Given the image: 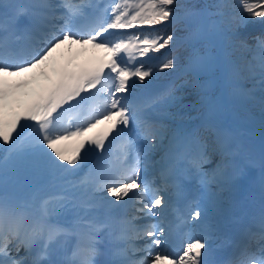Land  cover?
<instances>
[{"label": "snow or ice", "instance_id": "snow-or-ice-1", "mask_svg": "<svg viewBox=\"0 0 264 264\" xmlns=\"http://www.w3.org/2000/svg\"><path fill=\"white\" fill-rule=\"evenodd\" d=\"M257 23L264 0H0V264H264V146L222 119L225 96L264 114Z\"/></svg>", "mask_w": 264, "mask_h": 264}, {"label": "rangeland", "instance_id": "rangeland-1", "mask_svg": "<svg viewBox=\"0 0 264 264\" xmlns=\"http://www.w3.org/2000/svg\"><path fill=\"white\" fill-rule=\"evenodd\" d=\"M132 31V30H129ZM134 31V30H133ZM61 51L60 53H63V57L65 60L67 59H72L74 61L75 64L77 65H81L83 60H86L88 57H94L95 55H106V53L101 50V49H96L93 48L92 45H72L71 49L69 50L67 46H62L61 47ZM162 76H159L155 79V81L158 82V85H161V83L168 85L169 83L166 81V77L161 73ZM147 82V80H146ZM155 86H157V84H154ZM95 131V130H94ZM118 149L117 148V153H118ZM159 154H157V157H155L154 159L158 158ZM156 169L154 167H149L148 169V173L153 172L152 177L156 174ZM142 176H144V173L141 174ZM151 179V177H150ZM109 199H111V197H108ZM65 216H67L68 218H70L71 216V212L62 214L59 219L64 220Z\"/></svg>", "mask_w": 264, "mask_h": 264}, {"label": "trees", "instance_id": "trees-1", "mask_svg": "<svg viewBox=\"0 0 264 264\" xmlns=\"http://www.w3.org/2000/svg\"><path fill=\"white\" fill-rule=\"evenodd\" d=\"M231 1H235V0H231ZM192 2H193V3H197V4H203V1H202V0H192ZM257 32H258V31H257ZM192 99H193V97H192ZM187 104H189V103H187ZM183 112H185V114L187 113V111H183ZM191 114H194V111L190 110V111L188 112L187 117H190Z\"/></svg>", "mask_w": 264, "mask_h": 264}, {"label": "bare ground", "instance_id": "bare-ground-1", "mask_svg": "<svg viewBox=\"0 0 264 264\" xmlns=\"http://www.w3.org/2000/svg\"><path fill=\"white\" fill-rule=\"evenodd\" d=\"M61 50V49H60ZM60 50H58V51H60Z\"/></svg>", "mask_w": 264, "mask_h": 264}]
</instances>
